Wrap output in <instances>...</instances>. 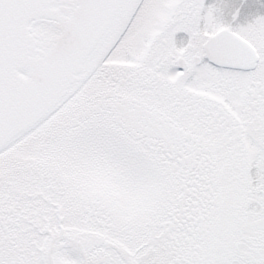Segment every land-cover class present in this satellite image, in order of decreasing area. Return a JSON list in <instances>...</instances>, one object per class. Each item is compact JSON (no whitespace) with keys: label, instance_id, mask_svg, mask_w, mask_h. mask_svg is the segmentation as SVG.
I'll use <instances>...</instances> for the list:
<instances>
[{"label":"snow or ice","instance_id":"1","mask_svg":"<svg viewBox=\"0 0 264 264\" xmlns=\"http://www.w3.org/2000/svg\"><path fill=\"white\" fill-rule=\"evenodd\" d=\"M0 264H264V0H0Z\"/></svg>","mask_w":264,"mask_h":264}]
</instances>
